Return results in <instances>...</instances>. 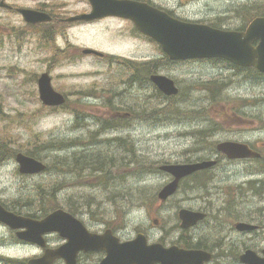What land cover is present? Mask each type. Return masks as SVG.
<instances>
[{"label": "rangeland", "instance_id": "374dc122", "mask_svg": "<svg viewBox=\"0 0 264 264\" xmlns=\"http://www.w3.org/2000/svg\"><path fill=\"white\" fill-rule=\"evenodd\" d=\"M149 1L152 5L171 12L178 19L204 25L214 22L221 29L234 31L244 22L243 19L248 20L247 17L244 18L240 7L264 0ZM4 2L14 8L44 11L52 17L54 25L29 27L15 12L0 8V112L3 114L0 115V130H4L0 134H10L11 148L16 153L40 146L33 143L34 134L43 140V143L53 141L76 143L78 146L63 152L39 148L42 159L37 160L50 166V170L32 177L20 175L14 159L1 163L0 205H9L12 201L23 202L29 197L38 200L39 194L44 195L39 188L45 190L50 184L60 183L62 187L56 196L60 203L73 197L83 198L79 195L93 196L101 202L99 209L103 211L102 214H99V210H96L94 215L90 214L96 209V205L91 204L80 215H73L83 223L101 227V230L106 228L105 223L112 226L118 224L123 226L124 230L120 231V234L124 240L132 239L138 232H143L149 242L163 239L164 230L171 229L167 240L175 241L179 230L175 213L179 209H197L202 206L196 191L179 194L170 201L160 203L156 194L169 182L167 175L165 177V174L155 172L133 177L129 179V184L133 187L127 190L123 186L115 187L121 182L122 175L114 174L113 169L108 174L111 175L110 180H107V174L97 177L89 173L85 165L92 162L107 167L108 160L114 157L116 170L117 163L125 153L110 137L131 142L136 157L156 169L169 164H182L187 159L193 160L204 155L205 152H194V139L187 136L185 130H189L188 125L199 129L207 126L209 122L183 120L187 112L198 118L220 115L211 117L214 119L211 127L216 133L207 139V148L210 142L249 139V131L256 128L258 123L264 126V85L256 83L255 78L246 79L248 72H240L237 69L234 72L233 68L221 62H173L169 67L162 63L159 75L170 78L179 90V96L172 99L180 111L174 114L176 118L164 119L156 124L151 121H129L126 128L97 133L90 123L105 117L107 101L111 97L115 106L119 101L117 97H120L117 94L126 89L120 81L122 68H117L105 60L81 56L79 50L87 48L108 56L145 63L163 58L160 48L154 41L137 32L127 20L107 18L88 24L64 22L71 16L88 12L90 6L87 0ZM235 9L241 12L235 14ZM248 22L249 20L246 24ZM51 47L56 51H52ZM46 72L51 77L53 89L63 94L68 101V105L63 109L44 108L39 101L37 78ZM234 73L235 76L232 77ZM203 88L220 90L211 97L209 92L202 90ZM90 90H93L90 92L92 97L77 95L78 92L89 93ZM149 91L133 95L127 93L126 96L133 99L150 96V102L154 105L155 94ZM120 98L123 101V98ZM243 101L249 107L244 108ZM138 105H143L142 100ZM230 105L235 107L236 112L245 111L249 114L246 115L248 117L238 115L230 122ZM72 110L80 111L86 116L85 125L77 127ZM35 112L40 115H30ZM57 158L66 161L71 159V163L77 162V165H71V173L67 172L66 166L59 168L57 173L51 164ZM79 164L84 166L83 170ZM121 171L130 175L129 170ZM218 186L221 188L220 192L222 189L228 191L227 186ZM115 195L124 197L117 203V207L107 202L110 198L114 199ZM147 197L151 199L144 205ZM4 208L15 213L9 207ZM94 218L103 221H95ZM13 238L11 231L0 225V256L26 259L37 254L36 249L32 247L15 245ZM52 242L51 246L63 244L62 241L57 243L58 239H53Z\"/></svg>", "mask_w": 264, "mask_h": 264}, {"label": "water", "instance_id": "95a60500", "mask_svg": "<svg viewBox=\"0 0 264 264\" xmlns=\"http://www.w3.org/2000/svg\"><path fill=\"white\" fill-rule=\"evenodd\" d=\"M5 0H0V8L12 9ZM90 12L71 16L66 23L92 22L104 18H120L133 23L136 30L155 41L170 61L199 59H222L240 67H252L264 74V17L253 19L244 31H224L207 25L180 21L147 3L136 0H87ZM24 23L36 25L48 23L51 17L44 12L16 8ZM81 55L102 57L92 49H81ZM150 81L165 96H175L174 82L162 75H151ZM38 97L45 107H59L65 97L51 85L49 74L42 73L37 79ZM217 150L229 159L248 158L255 154L245 146L222 142ZM18 172L34 175L45 170V165L22 153L15 155ZM214 162L192 164H170L161 166L160 171L169 174L172 180L158 192L157 198L164 202L175 194L181 179L197 171L212 166ZM199 212L180 209V228L187 229L202 219ZM0 223L16 232L23 242L45 247L44 236L56 233L64 243L55 249H46L39 258L28 260V264H52L60 259L64 264H76L79 251H105L106 257L100 264H201L207 256L199 251H185L175 246L164 248L160 244L147 245L146 238L138 233L134 239L120 243L109 230L97 235L87 232L81 222L71 214L57 209L40 220L16 215L0 205ZM244 230L245 226H238ZM243 264H264L262 258L253 252H246L240 258Z\"/></svg>", "mask_w": 264, "mask_h": 264}, {"label": "flooded vegetation", "instance_id": "af4514ba", "mask_svg": "<svg viewBox=\"0 0 264 264\" xmlns=\"http://www.w3.org/2000/svg\"><path fill=\"white\" fill-rule=\"evenodd\" d=\"M53 23L52 21L51 24ZM233 69L234 72L236 69L240 70V72H248L249 76L246 79L248 77L251 80L255 78L254 81L256 83L264 85V74L256 71L254 68L233 66ZM234 76L235 73L232 74V77ZM202 90L209 92L213 96L217 92L211 88H203ZM243 102L244 108L249 107L245 101ZM232 106H229L231 114L228 117L230 118V122L236 119L238 115H249L245 111L236 112L235 107ZM124 115L119 114L115 109L109 110L106 112L105 117H103V121L99 123L91 122L90 126L96 128L95 132L103 131L107 133V130L104 128L107 119L117 122ZM213 116L220 117L217 114L198 118L192 116L191 112H187L183 118V120L187 121H208L209 124L199 129L192 128V125L187 126L189 130H185V134L194 139V152L205 153L196 159H187L182 164L197 162H214V164L181 179L174 195L176 197L179 194L196 191L199 199H201L202 206L197 209L187 207L186 210L201 213L203 215L202 219L190 228L181 229L176 212L179 230H177V239L172 242L167 240L171 229H165L163 239L159 238L154 242H149L145 233H138H142L145 236L147 244L158 243L164 248L174 245L185 251L202 252L208 258L201 264H243L240 258L246 252H253L259 258H262L264 254V126L258 123L256 128L249 131V139L243 141H220V143L230 142L245 146L248 151L255 154V156L248 158L229 159L225 154L217 150L218 142V144L210 142L208 148L205 144L207 139L216 133L214 128L211 127L214 121L211 118ZM103 118L100 119L102 120ZM85 124L83 123L81 126ZM117 129L119 128H112L111 131ZM72 146L76 147L78 145L73 143ZM157 170L158 172L156 173H163L165 177L167 175L169 182L172 180L169 174L160 171L158 167ZM217 184L227 186L228 191L225 192L222 189V192H220L221 188ZM173 197L160 203L170 201ZM75 219L81 222L89 233L100 235L109 230L119 242L130 240L122 238L120 231L124 229H122L123 226H119L118 224L112 226L105 223L106 228L101 230V227L96 228L83 223L76 216ZM240 225L245 226V229H239L238 226ZM10 231L14 237L13 242L15 245H25L36 249L37 254H33L31 258L41 257L46 249L57 248V246L50 245V243H53V239H58L57 243L61 241L63 243V240L59 239L58 235L50 234L44 237L46 245L41 249L35 245H28L18 240L16 232ZM105 257L106 253L102 250L93 252L79 251L76 256V264H100ZM52 264H63V262L55 260Z\"/></svg>", "mask_w": 264, "mask_h": 264}, {"label": "trees", "instance_id": "16d2710c", "mask_svg": "<svg viewBox=\"0 0 264 264\" xmlns=\"http://www.w3.org/2000/svg\"><path fill=\"white\" fill-rule=\"evenodd\" d=\"M141 2H145L149 5L152 4L149 0H142ZM240 9L243 12L242 14L244 15V18L247 17L249 22L255 17H264V1L263 2L257 1L252 4H246L240 7ZM237 10L238 9H235L234 11L235 14L241 12ZM165 12L173 16L171 12H168V11H165ZM243 20L244 22L240 25L238 29H236V31L243 30L244 27L249 23L248 22L246 24V21L248 20H245V19ZM46 25H51V24L49 23L43 24V26H46ZM209 25L214 28H221L218 25H216V23L214 22L209 23ZM39 26L41 27L42 25H39ZM44 39L50 42L49 39L47 38H44ZM51 49L52 51H56L54 47H51ZM105 58L109 64L114 65L117 68H122V70H120V81H122V83L126 87V89L123 92L117 94V96H120L123 98V101L121 100L120 97H117L119 98V101L114 106L112 103L113 99L110 97V99L105 104V109L107 111L115 109L119 111V114H125V115L128 114V118L124 116V118L120 120L121 122L117 125L118 127L126 128L129 121H137V120L151 121L156 124V123H161L162 120L164 119L176 118L174 114H178L177 111H179V109L175 107L173 100H172L173 98L164 97L161 93H159V91H157L149 83V77L153 74L158 73L161 70L160 65L162 63H164L166 67H169L171 64H173V62L170 61L164 54H163V58L161 59H157V60H153V61H149L145 63H140L138 61H132V60L123 59L120 57H113V56H106ZM211 62H217V61H211ZM223 64L230 66L226 62ZM221 85L226 86L224 83ZM145 88H148V91L151 90L155 94L156 102L154 105H152L150 102V96H144L138 99L127 98V96H124L125 93L128 91H134L136 89L143 91V89ZM213 90L217 91V90H220V88H216ZM92 91L93 90H90L89 93L88 92L86 93L85 91H81V92H78L77 95L82 96V97L84 96L92 97L93 94L90 93ZM212 96L213 95H211V97ZM141 100L143 102V105L139 106L138 104ZM129 103H133V104H129ZM66 105H68L67 100H66V104L63 107H61V109H63ZM72 112L74 113L76 119H80V118L82 119L85 117V116H80L82 114L80 111L72 110ZM0 115L3 116L1 112H0ZM30 115L37 116V115H40V113L35 112L34 114H30ZM29 120H32V118H29ZM112 126L113 125L110 123V121H107L106 129L107 130L111 129ZM1 131H4V130H0V132ZM32 139H33L34 144L36 145L38 144L40 146L35 147L34 149H26L20 153H23L34 159H42V157L40 158L39 148H44L45 150H52L56 152H63V151H67L71 149V143L64 144V143H56L53 141L43 143V140L39 139V137H37L35 134L32 136ZM11 144H12V137L10 136L9 133L6 135L0 134V164L3 163L4 161L14 159L15 155L17 154L16 151L11 148ZM114 144L122 147L123 150L121 151L125 153L121 157L119 162L117 163L116 170H115L116 159L114 157L108 160L107 167H105L102 164H96V163L91 162L85 165V169H88L89 173H93L97 177H101L102 174L108 175L110 173V170L113 169L115 172L114 174L122 175L121 182L117 184L115 187L123 186V187H126L127 190L133 187L132 185L129 184V179L133 177H139V176L149 175V174L158 172L155 166H152V165L147 166L146 164L143 163V161H141L139 158L136 157L134 149H133V145L131 144V142L127 141L126 139H119L117 141H114ZM128 154H130L129 157H127ZM68 157L70 158L71 154ZM51 164L53 165V169L57 173H58L59 168L63 166H66L67 172L71 173V165L76 166L77 162L71 163V159L66 161V160H63V158L61 159L57 158ZM135 165L136 166L141 165V166H137V168H129ZM80 168L83 170L84 166H80ZM49 170H50V166H46V170L44 173L48 172ZM121 170H129L130 175H126ZM110 178H111V175H108L106 177L107 180H110ZM61 187L62 185H60V183L50 184L47 186L45 190H43L42 188H39L41 194H44V195L39 194L38 200L34 199V197H29L28 199H26V201H23V202H19V201L13 202L12 201L9 203V205H3L2 203L1 205L3 207L11 208V210H13L17 215L23 214L26 217H31L35 219L43 218L48 213L54 210H57V209H62V210L64 209L65 211H67L68 213L72 215H78V214H81V212L85 211L86 208L90 207L91 204H95L96 209H95V212H91L90 214L92 215L96 214L97 213L96 210L100 211L99 214L103 213V211L99 209V207L101 206V202L96 200L93 196L88 197L85 195H79V197H83V198L77 199V197L76 198L73 197L71 199H67L65 202L60 203L57 200L56 196L60 193L59 191ZM174 197L172 199H174ZM122 198L124 197L115 195L114 199L110 198L109 200H107V202L112 203L114 206L117 207L118 206L117 203ZM31 199H33L34 201ZM150 199H151L150 197H147V200L144 203V205H146V203L150 201ZM37 204L39 208L36 209ZM86 213H89V212L86 211ZM93 220L103 221V220H98L97 218H94ZM0 264H27V262L24 259H10L6 257H0Z\"/></svg>", "mask_w": 264, "mask_h": 264}]
</instances>
